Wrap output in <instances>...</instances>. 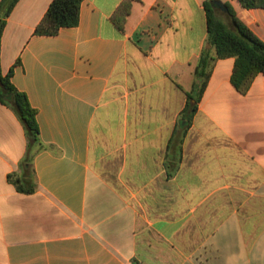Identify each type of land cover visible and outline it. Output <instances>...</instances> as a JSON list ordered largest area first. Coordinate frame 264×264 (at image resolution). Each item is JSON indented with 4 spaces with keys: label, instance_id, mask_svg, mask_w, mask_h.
<instances>
[{
    "label": "crops",
    "instance_id": "1",
    "mask_svg": "<svg viewBox=\"0 0 264 264\" xmlns=\"http://www.w3.org/2000/svg\"><path fill=\"white\" fill-rule=\"evenodd\" d=\"M205 1L136 0L122 32L124 0H83L79 26L53 37L35 35L53 0L18 2L1 68L44 149L35 192H19L27 133L0 104V264H264V75L243 95L235 59L219 60L178 126L208 49ZM220 1L264 43V9Z\"/></svg>",
    "mask_w": 264,
    "mask_h": 264
},
{
    "label": "trees",
    "instance_id": "2",
    "mask_svg": "<svg viewBox=\"0 0 264 264\" xmlns=\"http://www.w3.org/2000/svg\"><path fill=\"white\" fill-rule=\"evenodd\" d=\"M20 0H2L0 3V104L11 108L25 127L28 139L27 155L21 165L22 172L9 176L19 192H35L32 160L35 151L44 149L40 139L37 111L32 107L27 95L20 92L13 84V69L4 75L1 68V40L7 19ZM124 0L113 17L117 28L124 32L125 24L132 12L133 2ZM206 0L204 9L207 18L208 44L211 49H204L195 69L193 90L187 94V104L179 119V128L188 129L198 111V106L207 89L215 64L219 60L235 59L231 82L235 89L245 95L255 79L264 75V43L242 22L230 3H223L226 12L221 19L215 2ZM246 10L264 9V0H238ZM83 0H53L46 16L35 31L38 36H57L64 28H75L80 23ZM131 264H141L133 260Z\"/></svg>",
    "mask_w": 264,
    "mask_h": 264
},
{
    "label": "water",
    "instance_id": "3",
    "mask_svg": "<svg viewBox=\"0 0 264 264\" xmlns=\"http://www.w3.org/2000/svg\"><path fill=\"white\" fill-rule=\"evenodd\" d=\"M215 4H216V6H217L218 8H220L222 11L226 12V9L224 8L223 3H222L221 1H217V2H215ZM207 48H208V49H211L212 46H211L210 44H208V45H207Z\"/></svg>",
    "mask_w": 264,
    "mask_h": 264
},
{
    "label": "rangeland",
    "instance_id": "4",
    "mask_svg": "<svg viewBox=\"0 0 264 264\" xmlns=\"http://www.w3.org/2000/svg\"><path fill=\"white\" fill-rule=\"evenodd\" d=\"M222 1L227 2V1H230V0H222ZM218 13H219L220 16H222L221 19L226 22V18L224 17L225 12L222 11L220 8H218Z\"/></svg>",
    "mask_w": 264,
    "mask_h": 264
}]
</instances>
